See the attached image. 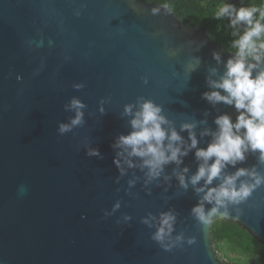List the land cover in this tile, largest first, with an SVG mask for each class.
<instances>
[{"label":"water","instance_id":"water-1","mask_svg":"<svg viewBox=\"0 0 264 264\" xmlns=\"http://www.w3.org/2000/svg\"><path fill=\"white\" fill-rule=\"evenodd\" d=\"M235 57L206 26H189L147 0H0V264H227L212 238L218 220L264 245V181L208 225L192 211L238 169L248 174L237 187L264 177L260 152L249 149L212 184L191 183L202 163L196 151L212 142L216 118L240 115L204 96L223 94L210 81ZM246 62L253 76L264 71V57ZM74 97L85 104L83 122L62 134L59 125L76 115ZM144 100L161 108L163 127L188 149L152 179L142 158L117 146ZM203 203L206 211L213 206ZM166 212L175 216L173 230L158 242Z\"/></svg>","mask_w":264,"mask_h":264},{"label":"clouds","instance_id":"clouds-1","mask_svg":"<svg viewBox=\"0 0 264 264\" xmlns=\"http://www.w3.org/2000/svg\"><path fill=\"white\" fill-rule=\"evenodd\" d=\"M158 10L153 9L154 12ZM215 16L217 18L228 16L233 27L243 23L247 29L233 44V47L237 49L236 57L228 60L224 76L218 81H210L211 87L223 90V94L216 90L206 92L204 96L213 103L224 102L234 105L240 111V115L235 122L227 114L216 118L215 123L218 130L214 134L212 142L207 148H199L196 151V157L202 163L191 177L193 185L198 184L201 179L205 180V186L212 184L215 178L222 175V169L227 163L235 164L237 161L243 160L245 152L249 149L259 151L261 160H264V71L253 76L255 65L246 62L248 56L260 61L264 54V5L237 9L232 4L221 3ZM217 59H219L218 54ZM81 86L77 85V87ZM69 107L76 111V115L69 124L61 123L59 125V132L62 134L83 122L82 110L85 104L74 97ZM125 112L131 114L132 105H126ZM167 123L166 118L161 115V108L151 100H144L131 120L133 131L128 135H122L117 142V146L128 150L129 156L143 159V166L148 168L149 179L158 177L165 164L171 161L181 163V157L188 151L187 148L182 149L177 145L176 142H182V137L175 129H172L169 134L168 129L163 127ZM192 127H194L192 124L183 125V128L186 129ZM241 129L244 130L242 134ZM190 135L189 148H195L198 141L194 133ZM165 140L168 141L167 144H165ZM89 154L100 155L99 149H92ZM213 157L215 160L209 163ZM115 162L118 166L120 165L118 159ZM129 166H132L131 162H129ZM187 171L188 169L185 168L184 172ZM247 174V169H238L235 174L225 177L218 187L208 189L202 202L192 209L197 220L203 225H208L214 217L229 216L226 210L221 211V209H226L228 202L238 203L247 198L253 188L264 181V177L256 176V173L253 172L251 174L256 176L255 184L249 185L241 182L237 187L238 178ZM179 180L184 187H187L182 173L179 175ZM197 191L203 192L204 187L197 188ZM203 201L213 204V206L206 211ZM116 207H119V204ZM174 221L175 216L171 212L162 213L160 226L153 239L163 242L165 236L172 232ZM165 247L169 246L165 245Z\"/></svg>","mask_w":264,"mask_h":264},{"label":"trees","instance_id":"trees-1","mask_svg":"<svg viewBox=\"0 0 264 264\" xmlns=\"http://www.w3.org/2000/svg\"><path fill=\"white\" fill-rule=\"evenodd\" d=\"M167 5L185 24L192 27L206 26L213 40L236 52L234 42L247 29L243 23L233 27L228 16L217 18L215 12L221 3L240 7L261 6L264 0H147ZM258 17V14H257ZM264 54H262V58ZM246 59L255 60L252 56ZM213 242L227 260V264H264V245L254 239L246 230L234 223L216 221L211 228Z\"/></svg>","mask_w":264,"mask_h":264}]
</instances>
